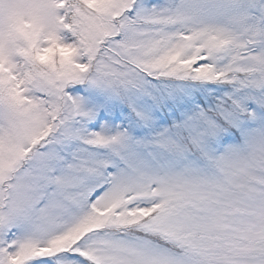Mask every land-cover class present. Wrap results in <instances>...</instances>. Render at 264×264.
I'll return each mask as SVG.
<instances>
[{
	"label": "snow or ice",
	"instance_id": "snow-or-ice-1",
	"mask_svg": "<svg viewBox=\"0 0 264 264\" xmlns=\"http://www.w3.org/2000/svg\"><path fill=\"white\" fill-rule=\"evenodd\" d=\"M0 264H264V0H0Z\"/></svg>",
	"mask_w": 264,
	"mask_h": 264
}]
</instances>
